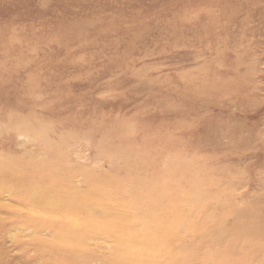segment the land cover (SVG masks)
Here are the masks:
<instances>
[{
    "label": "rangeland",
    "instance_id": "1",
    "mask_svg": "<svg viewBox=\"0 0 264 264\" xmlns=\"http://www.w3.org/2000/svg\"><path fill=\"white\" fill-rule=\"evenodd\" d=\"M5 155L147 210L164 264H264V0H0ZM4 214L0 264H79Z\"/></svg>",
    "mask_w": 264,
    "mask_h": 264
},
{
    "label": "bare ground",
    "instance_id": "2",
    "mask_svg": "<svg viewBox=\"0 0 264 264\" xmlns=\"http://www.w3.org/2000/svg\"><path fill=\"white\" fill-rule=\"evenodd\" d=\"M11 157L0 156V212L5 213L2 218L5 224L2 227L6 234L13 226L20 229L15 230L18 232L13 239L22 241L26 229L32 226L34 229L30 228L33 231L29 238L34 242H42L37 245L39 253H47L50 256L54 253L50 260L54 259L55 252H58L64 253L72 260H75L74 257L78 258L79 264H90L91 258L87 253H97L101 264H164L162 258H155L153 251L158 243L144 242L141 239L148 238L147 233L137 232V226L140 227L142 222L147 225L144 221L151 217L147 210L132 212L129 219L123 218L119 221L114 217L116 208L103 201L104 196L107 199L112 197L107 196L98 187L90 186L91 188L85 190L72 188L69 179L64 181L57 177L58 174L50 176L45 173L41 177L33 167L30 169L27 164L25 167H19L20 163L18 166ZM12 163H16L19 168L9 169ZM33 165L38 172L46 171L39 168L38 164ZM46 176L49 180L44 183L43 178ZM24 186L30 190L26 191ZM68 187L72 188V191ZM107 215L112 218L108 221L100 220L101 216ZM44 231L47 234L54 233L56 239H43ZM95 235L103 238V242L111 244L103 253L98 252L102 248L101 244L89 241Z\"/></svg>",
    "mask_w": 264,
    "mask_h": 264
}]
</instances>
